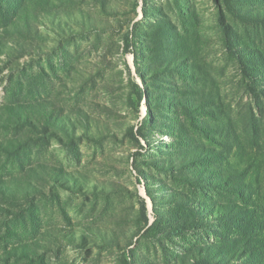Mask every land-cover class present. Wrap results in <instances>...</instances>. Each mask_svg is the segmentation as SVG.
<instances>
[{
  "label": "rangeland",
  "instance_id": "rangeland-1",
  "mask_svg": "<svg viewBox=\"0 0 264 264\" xmlns=\"http://www.w3.org/2000/svg\"><path fill=\"white\" fill-rule=\"evenodd\" d=\"M0 264H264V0H0Z\"/></svg>",
  "mask_w": 264,
  "mask_h": 264
},
{
  "label": "trees",
  "instance_id": "trees-1",
  "mask_svg": "<svg viewBox=\"0 0 264 264\" xmlns=\"http://www.w3.org/2000/svg\"><path fill=\"white\" fill-rule=\"evenodd\" d=\"M130 43V39H129V37H128V39H127V41H126V48L127 49H129V44ZM148 195L150 196L151 195V193H150V191L148 192Z\"/></svg>",
  "mask_w": 264,
  "mask_h": 264
}]
</instances>
